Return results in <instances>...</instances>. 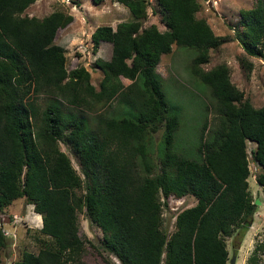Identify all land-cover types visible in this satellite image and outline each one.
Masks as SVG:
<instances>
[{"label": "trees", "instance_id": "16d2710c", "mask_svg": "<svg viewBox=\"0 0 264 264\" xmlns=\"http://www.w3.org/2000/svg\"><path fill=\"white\" fill-rule=\"evenodd\" d=\"M34 1L0 0V211L25 198L53 243L24 253L17 264H85L80 211L100 228L103 250L120 264H228L225 237L244 228L256 210L247 190L246 139L259 147L255 158L262 171L256 181L264 186V106L255 109L242 100L225 64L197 71L211 88L219 122L197 159L171 148L178 117L169 111L155 72L160 56L176 44L198 51L193 64L199 66L209 48L224 41L206 21L195 19L197 0H159L163 32L152 25L139 30L145 0H116L132 19L115 28L99 25L92 33L94 50L101 42L112 45L108 60L94 61L104 73L98 90L85 67L67 71L66 50L55 43L57 30L72 15L24 14ZM255 2L240 12L243 30H234V39L264 61V0ZM121 78L130 83L125 86ZM115 98L123 105L122 117L106 110ZM97 103L101 108L94 111ZM92 112L94 127L87 118ZM161 127L159 169L143 176L142 167L150 170L146 136ZM59 143L71 147L82 176ZM187 194L196 204L182 210L166 234L160 198L166 206L169 196ZM6 245L0 227V251Z\"/></svg>", "mask_w": 264, "mask_h": 264}, {"label": "rangeland", "instance_id": "374dc122", "mask_svg": "<svg viewBox=\"0 0 264 264\" xmlns=\"http://www.w3.org/2000/svg\"><path fill=\"white\" fill-rule=\"evenodd\" d=\"M145 1L147 15L141 20L139 30L152 25L160 32L165 31L159 0ZM255 1L197 0L195 19L206 21L216 36L224 39L223 43L216 48L210 47L206 62L199 66L193 64V60L199 55L198 51L176 44L172 45L170 53L160 56L155 72L161 79V89L169 111L178 117L171 144L175 154L197 159L202 153L200 149L205 137L219 122L211 88L200 78L197 71H211L218 65L225 64L229 68L231 83L242 93V100L248 101L255 109L264 106V61L248 55L234 39V30H243L240 12L251 9ZM54 10L73 17L72 22L57 30L54 39L56 44L66 50L67 71L79 66L85 67L90 73L91 84L98 90L104 73L94 66V61L96 58L108 60L112 54V45L109 42H101L97 50H94L92 33L99 25H110L115 28L116 23L131 20V13L116 0H103L101 5H95L91 0H35L24 14L43 18ZM121 81L125 86L130 83L125 78H121ZM100 108V103H97L94 111ZM106 110L109 115L123 116V105L119 104L116 98L107 105ZM94 113H87L91 127H94L95 123ZM205 122L208 124L206 128ZM146 137L149 139L150 170L143 167L141 169L143 176H151L159 169L160 155L164 150L162 127ZM59 148L69 157L76 172L82 176L77 156L71 151V147L59 143ZM258 151L259 147L255 141L245 140V157L249 170L247 190L250 199L256 205V210L246 220L244 228L238 226L230 236L225 237L228 264L233 254L236 256L235 264H264V186L256 181L257 175L262 171L255 158ZM82 191L79 190L78 193ZM257 200L259 203H256ZM196 201L191 194L180 198L169 196L167 205L163 206L161 197L163 232L172 234L177 215L185 208L195 205ZM84 215L82 211L78 215L79 232L86 242L82 262L120 264L116 258L103 250V233ZM36 216L33 205L25 198L13 200L0 211V227L7 241V245L0 251V264H17L24 253H36L43 246H52V238L41 231L42 221L39 222Z\"/></svg>", "mask_w": 264, "mask_h": 264}, {"label": "water", "instance_id": "95a60500", "mask_svg": "<svg viewBox=\"0 0 264 264\" xmlns=\"http://www.w3.org/2000/svg\"><path fill=\"white\" fill-rule=\"evenodd\" d=\"M256 203H259V200H257ZM235 257V254L231 256V258L229 259V264H235Z\"/></svg>", "mask_w": 264, "mask_h": 264}, {"label": "bare ground", "instance_id": "6f19581e", "mask_svg": "<svg viewBox=\"0 0 264 264\" xmlns=\"http://www.w3.org/2000/svg\"><path fill=\"white\" fill-rule=\"evenodd\" d=\"M36 215H37V214H36ZM36 217H37L38 221L41 222V220H40V216L37 215Z\"/></svg>", "mask_w": 264, "mask_h": 264}, {"label": "crops", "instance_id": "0c3cea01", "mask_svg": "<svg viewBox=\"0 0 264 264\" xmlns=\"http://www.w3.org/2000/svg\"><path fill=\"white\" fill-rule=\"evenodd\" d=\"M40 216V215H39ZM40 220H41V218H40Z\"/></svg>", "mask_w": 264, "mask_h": 264}]
</instances>
